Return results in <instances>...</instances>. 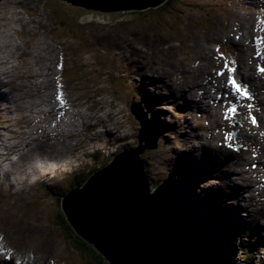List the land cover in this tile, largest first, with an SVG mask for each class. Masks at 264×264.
Segmentation results:
<instances>
[{"label":"rangeland","instance_id":"rangeland-1","mask_svg":"<svg viewBox=\"0 0 264 264\" xmlns=\"http://www.w3.org/2000/svg\"><path fill=\"white\" fill-rule=\"evenodd\" d=\"M156 7L0 0V71L10 80L0 77V264H106L66 228L62 194L102 169L101 158L137 146L136 101L161 128L156 149L140 156L150 181L196 178V194L248 226L239 244L257 250L245 261L238 245L235 264H264V0ZM221 69L238 71L259 100L230 88L236 74ZM219 83V95L207 90ZM4 153L14 160L7 174ZM21 163L30 172L15 175Z\"/></svg>","mask_w":264,"mask_h":264},{"label":"water","instance_id":"water-1","mask_svg":"<svg viewBox=\"0 0 264 264\" xmlns=\"http://www.w3.org/2000/svg\"><path fill=\"white\" fill-rule=\"evenodd\" d=\"M102 12L157 8L167 0H63ZM130 113L139 123L136 148L125 149L89 177L79 191L62 199L61 210L74 234L108 264H235L237 251L229 222L187 183L169 173L153 189L143 173L141 153L156 149V114L140 102ZM153 125V126H152ZM171 174V175H170ZM151 190H155L152 193ZM152 193V194H150ZM222 217V216H221Z\"/></svg>","mask_w":264,"mask_h":264},{"label":"trees","instance_id":"trees-1","mask_svg":"<svg viewBox=\"0 0 264 264\" xmlns=\"http://www.w3.org/2000/svg\"><path fill=\"white\" fill-rule=\"evenodd\" d=\"M138 97V96H137ZM136 97V98H137ZM149 100H150V98H149ZM142 106H143V108H144V103H142ZM149 121H151L153 124H154V126L157 128V130H158V126H159V123L157 124V121H155V119H151L150 118V120ZM153 126V125H152ZM133 147V146H132ZM136 148V147H135ZM134 148V149H135ZM125 150V149H124ZM112 158H113V156H109V157H107V158H101V161H100V163H101V165L102 166H100V168H105L108 164H111L112 162H111V160H112ZM146 164V163H145ZM144 164V162H143V166H144V169H143V173L145 174V176H146V179H147V182L149 183V185H152L151 184V182L152 183H154V187H153V189H157L161 184H162V181L161 180H155V181H150V179L148 178V176H147V171L149 170L150 171V169L146 166ZM148 169H147V168ZM97 171V170H96ZM95 172V168H94V170L93 169H90V171H88V174L89 173H94ZM171 174H174L175 176H178V175H176L175 173H172L171 172ZM170 174V175H171ZM91 175V174H90ZM168 176V175H167ZM166 176V177H167ZM88 177H89V175H88ZM178 178L180 179V178H185L186 180V182L187 183H191L192 184V181L190 180V178H192V177H190V178H188V176H186V175H184V176H178ZM88 179L89 178H87V179H85V180H83V179H80L79 178V180H77L74 184H72L71 186V188H70V190L68 189V190H65L64 191V193H65V195H64V193L62 194V197L63 196H68L71 192H73V190H77V189H82V188H84L85 187V185H86V183H87V181H88ZM193 181H195V180H197L196 178H195V180L194 179H192ZM151 191H154V190H151ZM150 194H152V193H150ZM61 197V196H60ZM60 202H61V200H60ZM60 204V203H59ZM61 206V205H60ZM62 211V210H61ZM64 214V213H63ZM222 216V215H221ZM220 216V220H224L225 218H223L224 216H226V215H224V216H222L221 217ZM230 221H231V219L230 218H228ZM226 220V219H225ZM64 223L66 224V228L68 229V231H70L71 233H73V230H72V228L70 227V225L68 224V222L66 221V219H65V214H64ZM230 221L229 222H227V224L228 225H223L224 226V228L227 230H229V229H231V230H229L231 233H236V234H238V236L239 237H242L243 238V234H244V232H247V227L248 226H246V227H241V226H235L234 225V223L233 222H231L230 223ZM237 230H236V229ZM246 228V229H245ZM242 229H244V230H242ZM234 233V234H235ZM248 233H249V231H248ZM75 235V234H74ZM76 236V235H75ZM79 240H80V242H81V245H82V247H80V249L82 248V249H85L86 247H85V245H88V247H89V249H87V251L88 252H90V254L95 258V259H98V261H99V259H103V260H105L98 252H96V250L94 249V247H92L90 244H88L86 241H84L83 239H80L78 236H76ZM240 239V238H239ZM231 241H232V247H233V249H234V251H237V249H238V242H237V237H235L234 236V238H231ZM243 243V242H242ZM240 243L239 244V248H241L242 250H241V256L242 255H245L244 257H245V260L247 261V260H250L251 259V257H252V255H255L254 253H255V251L257 250H255L254 249V246L250 243V244H247V243ZM241 245V246H240ZM244 249V250H243ZM247 252H246V251ZM245 253V254H244ZM249 253V254H248ZM240 255V254H239ZM250 256V257H249ZM247 258V259H246ZM249 258V259H248ZM105 262H106V264H108V262L105 260Z\"/></svg>","mask_w":264,"mask_h":264},{"label":"snow or ice","instance_id":"snow-or-ice-1","mask_svg":"<svg viewBox=\"0 0 264 264\" xmlns=\"http://www.w3.org/2000/svg\"><path fill=\"white\" fill-rule=\"evenodd\" d=\"M257 44H258V48L259 47H264V45H261L259 41H257ZM259 54H260L259 51H257V56H259ZM256 68H257V72L258 73H264V68L260 67L259 65H257ZM228 71L231 72V69H228ZM218 74H220V73H218ZM227 81H228V84L230 85V87L232 89H234L237 93H239L241 96H246L247 95V93L242 89L241 85L237 84L236 81L233 79V77L231 75L228 76ZM56 98H57L58 101H60V103L62 105L63 101L61 100L60 96L57 95ZM231 111H234V109L231 110ZM226 139L230 140L231 136L226 137ZM253 167H254V165H253Z\"/></svg>","mask_w":264,"mask_h":264},{"label":"bare ground","instance_id":"bare-ground-1","mask_svg":"<svg viewBox=\"0 0 264 264\" xmlns=\"http://www.w3.org/2000/svg\"><path fill=\"white\" fill-rule=\"evenodd\" d=\"M25 1V0H24ZM245 30V29H244ZM225 39V38H224ZM12 49V48H11ZM17 50V49H16ZM120 50V49H119ZM122 50V49H121ZM4 52H5V50H4ZM152 54V53H151ZM6 73H8V71L7 72H5V70H3V71H0V77L2 76L3 77V79L5 80V81H8V83L10 82V80L7 78V76H6ZM166 74V73H165ZM162 76V75H161ZM251 76V75H250ZM164 77V76H163ZM252 77H254V76H252ZM250 78V77H249ZM226 80V79H225ZM236 81H241L240 79H236ZM2 83H0V87L2 88V87H4V84H7V82H4L3 80L1 81ZM176 83V82H175ZM191 84V83H190ZM221 84V83H220ZM228 85V84H227ZM185 86V85H184ZM207 86V85H206ZM208 86H210L209 84H208ZM186 87V86H185ZM212 87V86H211ZM231 88V87H230ZM207 89V88H206ZM216 89V92L215 93H217L218 95H219V92L220 91H218L219 89H217V88H215ZM207 90H214V87H212V89H207ZM225 90H226V88H225ZM225 92V91H224ZM0 93H4V92H2V91H0ZM135 94V93H134ZM202 94V93H201ZM137 95V94H136ZM50 101V100H49ZM48 102V101H47ZM136 102H138V101H136ZM57 108V107H56ZM51 109V108H50ZM81 126V125H80ZM168 131V130H167ZM180 135V134H179ZM8 139V138H7ZM30 144V143H29ZM29 144L27 145V147L29 146ZM180 144V143H179ZM78 145V144H77ZM36 146V145H35ZM190 149V148H189ZM39 150V149H38ZM107 150V149H106ZM178 150V149H177ZM11 151V150H10ZM66 151V150H65ZM190 152H195L194 150H191ZM99 155V154H98ZM4 156H5V153H4ZM44 162V161H43ZM192 163V162H191ZM203 163V162H202ZM41 164V163H40ZM201 164V163H200ZM188 168H189V166H188ZM173 169V168H172ZM38 173V172H37ZM7 174V173H6ZM35 174V173H34ZM186 174V173H185ZM180 176V175H179ZM232 176V175H231ZM202 177V176H201ZM204 178V177H203ZM206 178V177H205ZM227 178V177H226ZM216 180V179H215ZM203 181V180H202ZM214 181V180H213ZM222 181V180H221ZM201 182V181H200ZM66 188V187H65ZM238 190H239V187H238ZM155 192V190L154 191H152V193H154ZM212 193V192H211ZM218 193V192H217ZM242 193V192H241ZM251 193V192H250ZM222 194V193H221ZM198 195V194H197ZM205 198V197H204ZM224 201V200H223ZM222 201V202H223ZM260 205V204H259ZM217 206V205H216ZM240 215V214H239ZM235 217V216H234ZM233 217V218H234ZM227 218V217H226ZM231 223V222H230ZM244 224V223H243ZM251 224V223H250ZM250 226V225H249ZM242 227V226H241ZM246 229V228H245ZM237 230V229H236ZM242 230H244V229H242ZM248 232V231H247ZM245 234V233H244ZM240 236V235H239ZM255 236V235H254ZM82 239V238H81ZM250 240V239H249ZM263 240V239H262ZM244 243V242H243ZM242 243V244H243ZM244 245V244H243ZM241 246V245H240ZM242 250V249H241ZM244 250V249H243ZM256 250V249H255ZM246 251V250H245ZM247 252V251H246ZM245 254V253H244ZM249 254V253H248ZM245 256V255H244ZM250 257V256H249ZM253 257V256H252ZM247 259V258H246ZM249 259V258H248ZM246 261V260H245ZM246 263V262H245ZM261 264V263H260Z\"/></svg>","mask_w":264,"mask_h":264},{"label":"clouds","instance_id":"clouds-1","mask_svg":"<svg viewBox=\"0 0 264 264\" xmlns=\"http://www.w3.org/2000/svg\"><path fill=\"white\" fill-rule=\"evenodd\" d=\"M108 165H109V164H108ZM108 165H107V166H108Z\"/></svg>","mask_w":264,"mask_h":264}]
</instances>
